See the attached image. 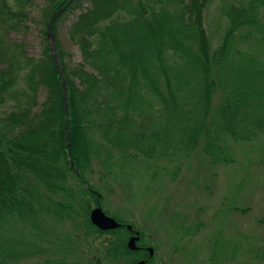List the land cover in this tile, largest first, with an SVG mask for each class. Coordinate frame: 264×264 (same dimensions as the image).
Returning a JSON list of instances; mask_svg holds the SVG:
<instances>
[{
	"label": "trees",
	"instance_id": "trees-1",
	"mask_svg": "<svg viewBox=\"0 0 264 264\" xmlns=\"http://www.w3.org/2000/svg\"><path fill=\"white\" fill-rule=\"evenodd\" d=\"M65 22L78 59L59 36ZM8 31L33 34L37 54ZM91 136L134 156L153 138L162 159L225 165L256 142L264 165V0H0V230L45 213L82 231L43 264H101L99 234L101 259L124 251L89 220L95 187L80 171ZM4 242L0 264L24 255Z\"/></svg>",
	"mask_w": 264,
	"mask_h": 264
},
{
	"label": "rangeland",
	"instance_id": "rangeland-1",
	"mask_svg": "<svg viewBox=\"0 0 264 264\" xmlns=\"http://www.w3.org/2000/svg\"><path fill=\"white\" fill-rule=\"evenodd\" d=\"M88 4L85 1L84 8ZM66 27L67 22L60 26L59 36L78 59ZM6 35L9 41H23L30 55L37 54L38 40L33 34L8 31ZM112 139H86L84 148L89 147L91 155L80 177L95 187L91 209L100 206L107 214L130 222L151 243L157 242L160 233L163 250L155 258L160 264H264V165L253 161L258 160L255 150L260 144L242 146L247 148L245 155L237 150L234 161L225 165L208 162L198 154L183 161L162 159L158 151L153 153V138L143 142L150 144L148 156H134L126 149L129 145L112 144ZM113 146L124 151L117 154ZM176 162L183 169L171 177L166 171ZM241 179L244 184L239 186ZM69 181L78 183L74 178ZM86 187L82 189L84 198L90 193ZM81 232L72 220L53 219L45 213L33 220L14 216L2 226L0 241L12 253L24 254L10 264H43L62 252L65 238L79 237ZM103 238L99 234L90 243L99 255H93V263L115 264L116 257L101 259L104 250L97 247L102 246Z\"/></svg>",
	"mask_w": 264,
	"mask_h": 264
},
{
	"label": "flooded vegetation",
	"instance_id": "flooded-vegetation-1",
	"mask_svg": "<svg viewBox=\"0 0 264 264\" xmlns=\"http://www.w3.org/2000/svg\"><path fill=\"white\" fill-rule=\"evenodd\" d=\"M114 218L119 222V225L107 229L106 235L113 237L112 240L117 236L119 241L125 244L124 251L122 254L117 255L115 264H138L139 262H142L141 264H152V262L153 264H160L155 259L160 254V251L163 250L161 248V240L158 239L160 233L157 234V242L151 243V240L130 222ZM132 237H134V242L132 245H129ZM109 257H114V255H110Z\"/></svg>",
	"mask_w": 264,
	"mask_h": 264
},
{
	"label": "water",
	"instance_id": "water-1",
	"mask_svg": "<svg viewBox=\"0 0 264 264\" xmlns=\"http://www.w3.org/2000/svg\"><path fill=\"white\" fill-rule=\"evenodd\" d=\"M90 221L100 229H110L119 225V222L114 217L107 215L100 206L92 208L89 212ZM134 242V237L130 239L129 245ZM139 262L138 264H141Z\"/></svg>",
	"mask_w": 264,
	"mask_h": 264
}]
</instances>
